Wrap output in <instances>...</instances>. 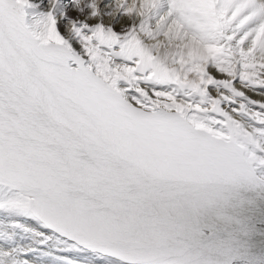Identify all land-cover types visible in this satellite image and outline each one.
<instances>
[{
  "label": "snow or ice",
  "instance_id": "6c2138e0",
  "mask_svg": "<svg viewBox=\"0 0 264 264\" xmlns=\"http://www.w3.org/2000/svg\"><path fill=\"white\" fill-rule=\"evenodd\" d=\"M145 2L187 41L170 61L95 3L68 38L0 0V264H218L202 214L264 185V0Z\"/></svg>",
  "mask_w": 264,
  "mask_h": 264
},
{
  "label": "bare ground",
  "instance_id": "6f19581e",
  "mask_svg": "<svg viewBox=\"0 0 264 264\" xmlns=\"http://www.w3.org/2000/svg\"><path fill=\"white\" fill-rule=\"evenodd\" d=\"M28 2L30 6H26L24 10L25 23L33 27L51 13L57 21L56 26L62 36L67 35L66 25L69 21H77V26H80V23L92 18L89 15L91 9L88 7L92 0H79L78 4L77 0H54L51 3L50 0H28ZM114 2L115 0H102L99 5L95 3L100 13L97 19L105 24L117 26L121 23H131L122 15L126 5L121 7L115 17L112 16ZM165 13L167 19H164ZM157 22L163 25L159 29L156 27ZM89 23L91 27L94 21ZM140 24L148 26L151 35L137 31V36L145 47L151 49L163 61H170L187 43L186 40L178 39L168 32L172 19L168 15L166 4L163 7L151 9L147 18L141 17L139 21L131 23L132 26ZM165 38L167 43H160ZM149 40L153 42L152 47L147 46L146 42ZM165 48L173 50L163 51ZM157 50H161L162 55L158 56ZM255 174L261 176L264 175V171L256 169ZM222 195L223 199L212 209L206 210L201 218L202 226L212 239L225 241V246L213 251L212 258L218 264H264V185L226 186ZM32 240L34 243L31 246L39 247L36 243L38 238L33 236ZM87 264H108V262L96 261L94 257L89 256Z\"/></svg>",
  "mask_w": 264,
  "mask_h": 264
},
{
  "label": "clouds",
  "instance_id": "9594fccd",
  "mask_svg": "<svg viewBox=\"0 0 264 264\" xmlns=\"http://www.w3.org/2000/svg\"><path fill=\"white\" fill-rule=\"evenodd\" d=\"M51 2H54V0H50V3ZM92 2L99 5L100 3H102V0H92ZM114 5L115 6L112 8V16L115 17L117 13L120 12L121 7L126 5V7H124V11H126L127 19L131 23H135L139 21L141 17L147 18L151 10L147 6L145 0H115ZM164 19H167L166 13L164 15ZM162 26H163L162 23L157 22V25H156L157 29L161 28ZM175 31L176 29L174 28V26L170 25L168 28V32L174 33ZM66 32H67L68 38H71L72 36L71 21H69V23L66 25ZM146 43L148 47H152L153 42L151 40L147 41ZM160 43L166 44L167 39L166 38L162 39ZM173 43H175L174 40H173ZM172 50H173L172 48H165L163 51L171 52ZM157 55L158 56L162 55L161 50H157Z\"/></svg>",
  "mask_w": 264,
  "mask_h": 264
},
{
  "label": "rangeland",
  "instance_id": "374dc122",
  "mask_svg": "<svg viewBox=\"0 0 264 264\" xmlns=\"http://www.w3.org/2000/svg\"><path fill=\"white\" fill-rule=\"evenodd\" d=\"M253 98L254 99H259L258 96L257 97H253ZM257 169H262V171H264V168L262 166L259 167V168H257ZM17 235H16L17 237L15 236L14 245L20 244V246L28 247V246H31L34 243V241L32 240L33 239V236L31 234H26V233L18 232ZM29 236H30L31 239L29 238ZM27 238H29V239H27ZM16 240H17V242L19 241L21 243H17ZM36 264H56V262L53 261V260H51L50 258H47V259H44V260L42 259V261L38 260L36 262Z\"/></svg>",
  "mask_w": 264,
  "mask_h": 264
}]
</instances>
